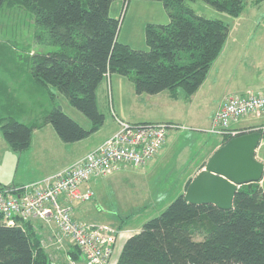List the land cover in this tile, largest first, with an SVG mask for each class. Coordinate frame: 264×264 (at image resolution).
<instances>
[{"label": "trees", "instance_id": "trees-1", "mask_svg": "<svg viewBox=\"0 0 264 264\" xmlns=\"http://www.w3.org/2000/svg\"><path fill=\"white\" fill-rule=\"evenodd\" d=\"M112 1L0 0V15L15 4L32 12L34 38L43 46L30 56L23 77L5 62L6 56H0V67L9 70L5 76L0 73V129L13 150L29 148L33 130L47 123L65 142L99 129L106 114L99 108L97 88L112 72L129 76L137 93L169 90L174 98L181 92L189 98L205 80L231 31L229 22L198 13L188 0H161L169 21L146 22L148 48H136L118 38L120 19L109 12ZM204 1L233 17L249 2ZM2 43L0 53L7 51ZM51 88L65 94L91 125L83 126L60 104L35 109L39 92L53 95ZM253 129L264 131L261 126ZM231 136L223 135L220 144ZM25 183L0 184V190H17ZM73 246L69 254L80 257ZM0 264L55 263L32 221L25 220L22 227L0 220ZM116 264H264V187L259 181L241 184L230 209L190 202L180 190L125 239Z\"/></svg>", "mask_w": 264, "mask_h": 264}, {"label": "rangeland", "instance_id": "rangeland-1", "mask_svg": "<svg viewBox=\"0 0 264 264\" xmlns=\"http://www.w3.org/2000/svg\"><path fill=\"white\" fill-rule=\"evenodd\" d=\"M127 3H124L123 0H113L110 5V14L120 19L117 36L133 47L147 49L146 22H168L169 14L161 0H130ZM188 3L200 14L223 18L231 24V32L227 37L226 41L228 42L224 47L225 50L221 52L223 54H220V59L216 60L217 62L209 74V79H213L214 83L217 82L216 76L218 78L219 76L230 77L228 76L230 73L235 70L239 72L254 62L251 58L254 53L258 54L257 56L263 54L264 46L260 43L259 38L264 39V0L259 4H254L252 0H249L242 13L236 17L215 8L204 0H188ZM31 16V11L26 8H17L16 4L7 5L0 15V40L3 42L1 47L2 50H7L0 53V56H6L5 62L17 69V73L22 77L24 74L21 73H25L31 59L30 56L34 51L43 48L34 38L35 27ZM7 71L9 70L0 67V73L3 76ZM241 77L244 78V76ZM252 78L250 74L247 75L243 84L252 82ZM223 83L225 84L226 81ZM99 85L101 90L98 92V105L109 117L112 104L121 116L132 121L155 119L159 116L173 118L178 116L181 122L188 125L183 129L169 130L165 150L153 161L149 160L139 168L132 164L121 166L118 171L107 176L106 181L100 185L97 197L95 195L96 198L93 197L91 200L83 202L84 207L88 209L83 218L88 222L113 223L121 219L133 218L134 223L130 224L135 226V224L143 223L147 218L160 213L179 193L180 188L185 190V187L182 186H185L189 177H193L200 170L202 162L207 160H203V158L208 156L210 149H212V153L221 142L217 147L215 144H210V136L214 137L216 134L204 130L208 127L209 117L205 116L201 119L198 117L201 108L205 110L208 106H196L198 102H195L191 109L184 102H159L156 105H148L147 99L149 98H145L147 94L140 96V93L135 91L132 79L118 72L107 74ZM51 90L56 93L52 95L47 90L39 92L42 95L39 96V102L35 103V109L40 110L48 108L52 104H60L66 113L83 126L91 125L90 119L74 106L65 94L56 88H51ZM185 115L188 117L185 118ZM244 118H239L232 124L235 127L243 126L249 117L245 121ZM261 120L264 122V119ZM42 130L47 134L46 137L50 140L49 146L55 150L58 157L72 152L73 149L77 150L75 142L62 141L50 123ZM36 131L37 136L39 130ZM209 137L210 140H204ZM25 151L11 149L0 129V184L9 185L18 182L21 176L26 177L36 169L30 164L23 165V161L28 159ZM258 154L264 161V131L258 145ZM61 160L62 158L59 162ZM48 165L50 166L49 163ZM48 165L47 167H49ZM259 182L264 187V174ZM138 220L141 221L136 223ZM29 221H32L34 225H37L34 223L35 221L38 223L41 221L43 228L40 226V234L43 246L51 258L57 261L56 264L58 262L65 263L67 252L74 247L72 242L63 235L54 222L39 221L38 219H29ZM142 223L139 224L142 225ZM123 237L120 234L117 238L108 264H116L125 241V237ZM195 238L200 239L201 235L195 233ZM64 257L65 260L62 261Z\"/></svg>", "mask_w": 264, "mask_h": 264}, {"label": "built area", "instance_id": "built-area-1", "mask_svg": "<svg viewBox=\"0 0 264 264\" xmlns=\"http://www.w3.org/2000/svg\"><path fill=\"white\" fill-rule=\"evenodd\" d=\"M263 110L264 89L230 93L204 130L220 136L237 135L250 127H235L232 123ZM113 114L118 128L84 155L17 190H0L1 221L22 227L29 219L52 221L79 249L80 257H72L68 251L63 264H108L120 232L116 225L75 217L71 202L91 200L96 193L86 182L109 175L121 166L144 164L162 147L170 129L188 126L174 120L131 121L114 111Z\"/></svg>", "mask_w": 264, "mask_h": 264}, {"label": "crops", "instance_id": "crops-1", "mask_svg": "<svg viewBox=\"0 0 264 264\" xmlns=\"http://www.w3.org/2000/svg\"><path fill=\"white\" fill-rule=\"evenodd\" d=\"M255 39L257 40V38H255ZM259 40H260V43L263 44V46H264V39L259 38ZM227 42L228 41L225 42L224 47L226 46ZM224 47H223V51H221V52H224V50H225ZM263 50H264V48H263ZM220 54L222 55L223 53H220ZM220 54H219L218 58L216 59L217 61L221 57ZM257 55L258 54L254 53V56L251 57L252 61H254V62H252L251 64L244 67L241 71L239 70V72H236L237 70H235L233 73H230L228 75L230 77H227V78L224 77L223 78L222 76H219V78H218V76H216L217 82L214 83L213 79H209V74H210L212 68L215 66L214 65L215 62H217L215 60L212 64L211 68L209 69V72H208L205 80L197 88V90L191 94V96L189 98H186L185 94L183 92L179 93V96L177 98H174L170 94L169 90H163V91L155 93V94H149V93L143 92V93H140V96H144L145 94H147V95H145L146 96L145 98H149V99H147L148 105H156V103H159V102H166V103L184 102L186 104V106L191 109L192 106L195 105V102H198V104H196V106H201V105L208 106V108H205V110L200 107L201 112L198 114L199 115L198 117H200V119L202 117L204 118L205 116L209 117V123H208V126H209L212 122L214 114L221 107V105L224 102L225 97L228 94L244 92V91H246L248 89H252V88L254 90L256 89L255 91L264 89V51H263L262 55H260V56H257ZM240 65H238V66H240ZM218 70H219V68H218ZM249 74L251 75V77H253L252 82L244 85L243 81L247 78V75H249ZM241 76H244V78L242 79ZM225 81H226V83L224 84L223 82H225ZM221 84H222V86H221ZM220 86H221V88H220ZM99 90H101L100 85L97 88V100H98ZM210 100H212V101H210ZM113 111L118 116L125 118V117L121 116L120 112L115 110L111 104L110 117L106 115L105 121L100 126V128L97 129L96 131H94L93 133H91L89 136L82 138L80 140L73 141V142H75L74 145L77 147V150L75 151V149H73L74 152L72 150V152H70V153H72L71 155H70V153L65 154L67 156L63 155L62 157H58L55 150L51 149V147L49 146L50 140H48V137H46L47 134L44 132V130H42V128L48 126V123L41 126V127L35 128L32 132L31 145L25 151L26 152L25 154H27L28 159L23 161V165L30 164L31 167H36V169L34 171H32V173L26 177L21 176L19 178L18 182H24L25 183V182H29L31 180L42 178L46 175H49V174L53 173L54 171L61 169L62 167H64L68 163L78 159L79 157L84 155L89 149H91V148L95 147L96 145H98L99 143H101L104 139H106L108 136H110L118 128V123H117V120L115 119ZM247 116L249 117V119H247L248 118ZM159 117H166V118H159ZM159 117L155 118V119H145V120L180 121L178 119V116H176V118H173L171 116H159ZM184 117L187 118L188 116L185 115ZM244 117L245 118L243 120L244 121L246 119L247 120L243 126H256V127L261 126L264 128V122H263V120H261V119H264V110L261 111L260 113H252V114L246 115ZM253 117H255V118H253ZM125 119H128V118H125ZM134 121H143V120H134ZM87 127H89V126H87ZM36 130H39L38 131L39 133L37 136H36V132H37ZM210 137H211V143L210 144L211 145L215 144V146L217 147L219 145V143L221 142L222 136L215 135L214 137H212V136H210ZM210 137L205 138L204 140H207V139L210 140ZM166 142H167V138H166V141L164 142V144L162 145V147L158 150V152L149 160L153 161L157 155L162 154L163 150H165ZM211 151H212V149H210L209 154L211 153ZM209 154L206 158H203V160L207 159L209 157ZM256 157L262 159V156H260L258 154V146L256 148ZM61 158H62V160L59 162V160ZM148 161H146L144 164H146ZM48 163L50 164V166L48 165ZM47 165L49 167H47ZM134 167L139 168L140 166H134ZM116 171H118V170H116ZM116 171H114V172H116ZM107 176L108 175L97 177V178H92L86 182V185L89 184L95 189L96 197H97L98 192H99L98 189L101 187L100 185L106 181V178H108ZM182 187H185V186H182ZM182 189L183 188H180V190H182ZM96 197L94 196V198H96ZM83 202H85V201H72L71 202L73 205V208H74L75 217L77 219H80V220H85V218H83V217L86 216V213L88 211V209L84 207ZM38 220L40 221L41 219H38ZM92 221H94V220H92ZM111 221L113 222L114 220H111ZM139 221H141V220L136 221V223H138ZM46 222H50V221H46ZM96 222L98 223L101 221H96ZM34 223H36L39 228H40V226H41V228H43V224L41 223V221H40V223H38V221H35ZM103 223H110V222H103ZM130 223H134L133 218L121 219L120 221H115V222L110 223V224H113V225H116L119 227L120 232L118 233L117 238L119 237L120 234H122V237L124 236L126 239L130 234H132L136 230H139L142 226L141 224H139L142 222L135 224V226L131 225ZM138 225H141V226L139 227ZM115 243H116V241H115ZM64 260H65V257L62 258V261H64ZM53 262L56 264L57 261L53 260ZM60 263L61 262H58V264H60Z\"/></svg>", "mask_w": 264, "mask_h": 264}, {"label": "water", "instance_id": "water-1", "mask_svg": "<svg viewBox=\"0 0 264 264\" xmlns=\"http://www.w3.org/2000/svg\"><path fill=\"white\" fill-rule=\"evenodd\" d=\"M261 137L262 131L253 129L220 144L187 184L185 198L193 203H214L230 209L241 184L260 181L263 177L264 161L256 157Z\"/></svg>", "mask_w": 264, "mask_h": 264}]
</instances>
